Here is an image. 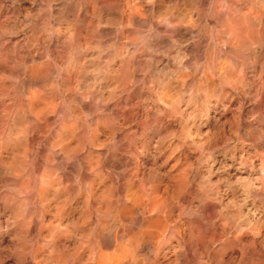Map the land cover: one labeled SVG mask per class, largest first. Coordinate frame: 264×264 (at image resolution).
I'll return each mask as SVG.
<instances>
[{
	"label": "clouds",
	"instance_id": "clouds-1",
	"mask_svg": "<svg viewBox=\"0 0 264 264\" xmlns=\"http://www.w3.org/2000/svg\"><path fill=\"white\" fill-rule=\"evenodd\" d=\"M0 264H264V0H0Z\"/></svg>",
	"mask_w": 264,
	"mask_h": 264
}]
</instances>
